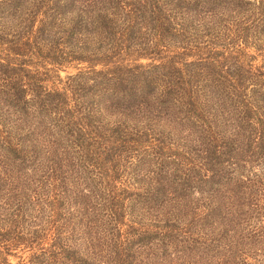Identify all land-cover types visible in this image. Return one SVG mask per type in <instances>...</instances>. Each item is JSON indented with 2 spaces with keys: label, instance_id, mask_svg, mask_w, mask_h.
<instances>
[{
  "label": "trees",
  "instance_id": "16d2710c",
  "mask_svg": "<svg viewBox=\"0 0 264 264\" xmlns=\"http://www.w3.org/2000/svg\"><path fill=\"white\" fill-rule=\"evenodd\" d=\"M74 185L140 264H264V0H0V264H131Z\"/></svg>",
  "mask_w": 264,
  "mask_h": 264
},
{
  "label": "rangeland",
  "instance_id": "374dc122",
  "mask_svg": "<svg viewBox=\"0 0 264 264\" xmlns=\"http://www.w3.org/2000/svg\"><path fill=\"white\" fill-rule=\"evenodd\" d=\"M42 0H33V2H41ZM118 15L121 17L123 15V12L119 11ZM148 60L141 59L139 62L146 63ZM81 66H84L85 64H80ZM77 70L73 67L67 68L65 70H61L60 76L64 77L69 73H75ZM59 142V144H58ZM53 144V145H52ZM68 145V147H65ZM50 148H43L42 151H38L41 155H48L49 157H54L56 160L59 159V156H65L70 157L71 159L79 158L81 156V152L79 150L75 151L73 147H70L69 144L65 140H46L45 145ZM58 147L59 148H55ZM77 149V147H75ZM152 154L150 152L147 155V158H151ZM105 182H111L110 179L104 178ZM132 182V180H130ZM113 185L116 184L117 187H122V185L119 182H111ZM145 184V182H142ZM134 187H130L129 184L126 182V190L130 191H141L137 188V186H140L141 183H133ZM76 192L83 193L80 197H78L81 201H88V199L93 200L96 204H93L91 202H87L88 204L84 205V208L87 206H90L87 208V212H92L96 214L95 216H91L88 219L91 221H94L96 218L95 224H93L91 227V234L94 237L93 241L95 244H102V254H108L109 252L112 253V250L114 249L112 244L118 240L119 237L127 239V250L128 254L131 256V264H140V262H143L146 258V255L148 252H150L151 249L148 247H153L152 242L151 245L148 242L149 236H147L144 232V229H140V227H143V224L145 223L143 221L144 218H141L143 215V209L140 208L137 210L135 214L131 215H137L139 218L133 219L134 216L129 215H116L118 218V222H114L110 224V229H108V225L106 224L107 221H109L108 214L110 213V204L107 201L108 195L106 192L108 191V185L105 186V189L102 194H95L94 198H90L89 194L86 190L83 189V186H80V188L76 185ZM90 187V186H89ZM82 189V190H81ZM93 209V211L91 210ZM101 213L100 218L99 214ZM136 220L138 223L134 222ZM121 222V223H120ZM104 228L108 229L105 230ZM134 230V232L130 231ZM26 254V253H25ZM19 261L18 258H11L10 262L11 264H17ZM103 264L102 262H107L105 259H97L96 261H90L89 264Z\"/></svg>",
  "mask_w": 264,
  "mask_h": 264
}]
</instances>
